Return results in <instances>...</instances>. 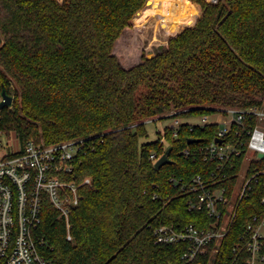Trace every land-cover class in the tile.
Returning a JSON list of instances; mask_svg holds the SVG:
<instances>
[{
  "label": "trees",
  "instance_id": "16d2710c",
  "mask_svg": "<svg viewBox=\"0 0 264 264\" xmlns=\"http://www.w3.org/2000/svg\"><path fill=\"white\" fill-rule=\"evenodd\" d=\"M147 1L0 0V91L5 87L13 96L12 105L0 111V129L16 132L23 144L78 137L83 143L73 174L77 181L91 178L81 187L69 226L46 203L40 231L50 247L42 252L53 264L183 262L189 243L157 244L154 229L211 226L205 211L188 209L193 193L183 184L197 174L209 178L218 164L182 151L210 143L219 126L186 121L141 142L148 137L147 120L262 106L264 0H190L194 24L155 55L142 49L139 57L129 56L120 41ZM144 22L154 39L162 30L172 36L156 15ZM169 147L172 162L157 169L151 155L159 158ZM234 161L237 171L243 156ZM173 175L183 184L174 185ZM236 181H224L230 193ZM263 197L260 175L219 251L205 261L248 264L251 252L242 236L256 214L264 217Z\"/></svg>",
  "mask_w": 264,
  "mask_h": 264
},
{
  "label": "built area",
  "instance_id": "2783aa9c",
  "mask_svg": "<svg viewBox=\"0 0 264 264\" xmlns=\"http://www.w3.org/2000/svg\"><path fill=\"white\" fill-rule=\"evenodd\" d=\"M207 1L217 3L219 0ZM180 124L176 121L171 127ZM192 124H217L219 130L210 143L194 150L186 148L182 153L201 156L218 165L209 178L197 174L192 181L183 184L173 175L170 180L174 185L183 184L193 193L187 201L189 210L205 211L213 222L207 228L194 224L179 228L159 225L154 229L155 243L188 242L189 248L181 256L183 262L180 264H214L211 258L205 261V257L219 251L241 201L248 197L253 181L264 175V165L260 166V160L264 159V155L261 156L264 154V109L260 106L231 108L225 114H219L216 120L203 116L199 122ZM0 134L10 137L2 129ZM82 141L69 139L46 143L44 139L31 138L23 144L20 140L18 151L1 156L0 264H53L42 252V248L50 247L40 231L43 212L49 201L57 211V217L64 218L68 224L72 210L79 205L81 187L91 182L90 177L77 181L73 174ZM240 156H243V162L235 171L234 159ZM151 159L154 162L158 160L155 154L151 155ZM227 168L235 172L230 174ZM232 177H236L237 181L230 193L224 181ZM159 197L160 194L155 192L153 198ZM263 227L264 217L256 214L245 228L242 243L251 252L248 264H264V256L261 255ZM68 238L72 239L70 232ZM238 247L239 244L235 246Z\"/></svg>",
  "mask_w": 264,
  "mask_h": 264
},
{
  "label": "rangeland",
  "instance_id": "374dc122",
  "mask_svg": "<svg viewBox=\"0 0 264 264\" xmlns=\"http://www.w3.org/2000/svg\"><path fill=\"white\" fill-rule=\"evenodd\" d=\"M188 1L191 4L190 0ZM160 11H161L160 9L156 8L155 4L148 6V1H147L144 8L135 15L132 21L133 30H126L123 33L121 41H120L121 46L124 49H128L129 56L132 55V56L139 57L141 55L142 49L145 51V54L148 56L155 55L156 53L162 51L163 49L166 48L169 39L173 36H176L183 29H185V27L191 25L195 21L196 16H197L196 14L195 18L190 23H188L180 32L175 33V34H172L169 32L172 36L167 35L164 32V30H162L159 35V38L156 40L154 39V32L152 31V28L147 26L148 23L145 24L144 19L150 14H154L157 17L158 12ZM161 23L162 25H164V28L166 29V25L164 24V22L161 21ZM131 62L132 61H130V63ZM258 98L262 102L261 108L264 109V95H260ZM212 108L219 109V110H212L211 112L205 113L203 115L189 117V118L165 117V118H160L157 121L147 120L146 127L148 130V137L142 138L141 142L153 141L157 139L159 132L160 134L164 136L167 133L166 128L168 126H171L172 124H175L176 121H178L179 123L186 122V121L189 123H196V122H199L203 116H209L210 120H216L219 117V114H225L228 109L241 108V107L240 106H223V107H212ZM76 138L78 137H74L72 139H76ZM39 139H44V138L40 137ZM0 141H1L0 158L4 154L13 153L20 149V145H21L20 139L18 135L16 134V132L14 131H12V133L10 134V137L6 136L5 134H0ZM164 144L165 146H167L168 142L164 141ZM262 232L264 234V227L262 229Z\"/></svg>",
  "mask_w": 264,
  "mask_h": 264
},
{
  "label": "bare ground",
  "instance_id": "6f19581e",
  "mask_svg": "<svg viewBox=\"0 0 264 264\" xmlns=\"http://www.w3.org/2000/svg\"><path fill=\"white\" fill-rule=\"evenodd\" d=\"M155 4L157 17L164 22L168 32L175 34L180 32L196 15V11L188 0H149L148 6ZM164 26V25H163Z\"/></svg>",
  "mask_w": 264,
  "mask_h": 264
},
{
  "label": "water",
  "instance_id": "95a60500",
  "mask_svg": "<svg viewBox=\"0 0 264 264\" xmlns=\"http://www.w3.org/2000/svg\"><path fill=\"white\" fill-rule=\"evenodd\" d=\"M149 1V0H148ZM195 22V21H194ZM194 22L192 24H194ZM191 24V25H192ZM190 26V25H189ZM188 27V26H187ZM186 28V27H185ZM1 95H2V100L0 101V111L2 108L4 107H9L12 105L13 103V96L10 95L6 88L3 87L2 91H1ZM218 141H220L219 139H217ZM196 141V139H192L190 140V142H194ZM172 151V147H169L166 152L164 154H162V156H160L158 158V160L155 162L154 166L157 168V169H160L162 166H164L165 164L167 163H171L172 162V159H170L169 155ZM264 154H261V156H263Z\"/></svg>",
  "mask_w": 264,
  "mask_h": 264
},
{
  "label": "crops",
  "instance_id": "0c3cea01",
  "mask_svg": "<svg viewBox=\"0 0 264 264\" xmlns=\"http://www.w3.org/2000/svg\"><path fill=\"white\" fill-rule=\"evenodd\" d=\"M60 1H62V0H60Z\"/></svg>",
  "mask_w": 264,
  "mask_h": 264
}]
</instances>
